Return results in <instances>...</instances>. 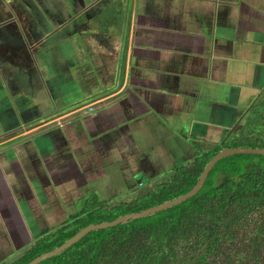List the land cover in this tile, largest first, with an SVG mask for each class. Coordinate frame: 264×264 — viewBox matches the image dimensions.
I'll use <instances>...</instances> for the list:
<instances>
[{"label":"crops","instance_id":"crops-1","mask_svg":"<svg viewBox=\"0 0 264 264\" xmlns=\"http://www.w3.org/2000/svg\"><path fill=\"white\" fill-rule=\"evenodd\" d=\"M56 1L0 35V263L126 163L142 185L191 165L196 141L227 147L264 95V0ZM30 34L37 53L51 34L46 68Z\"/></svg>","mask_w":264,"mask_h":264},{"label":"trees","instance_id":"trees-1","mask_svg":"<svg viewBox=\"0 0 264 264\" xmlns=\"http://www.w3.org/2000/svg\"><path fill=\"white\" fill-rule=\"evenodd\" d=\"M227 147L264 148L242 134ZM219 147L178 165L162 183L130 202L109 206L92 195L85 210L40 234L11 264H26L89 224L112 221L188 192ZM38 264H264V155L218 161L191 198L154 215L91 231Z\"/></svg>","mask_w":264,"mask_h":264},{"label":"rangeland","instance_id":"rangeland-1","mask_svg":"<svg viewBox=\"0 0 264 264\" xmlns=\"http://www.w3.org/2000/svg\"><path fill=\"white\" fill-rule=\"evenodd\" d=\"M50 0H0V35H3L4 37L8 36H15L20 35L23 33L22 27L20 26L19 20H32V19H41L44 20L46 18V15L44 11H40L37 8H35L36 2H45ZM53 3H58L56 0H51ZM61 2H64V0H59ZM79 1V0H77ZM86 1L87 0H82ZM80 2V1H79ZM59 4V3H58ZM63 4V3H61ZM32 7V10L29 9V7ZM84 12V11H82ZM10 20H13L11 23ZM28 26H24V28L28 31V33H34L33 28H37L38 30H42L43 28L34 22L27 24ZM50 24H48L49 26ZM60 38L66 36L64 32L62 34H57ZM33 35H29V51L34 52V69L36 67H42L46 68V60H47V52L46 49L50 45V41L46 40V38H51V34H49L46 38L43 39L42 46L45 47V52H38L37 49H33V45L36 42L37 39L40 37L37 36V38ZM14 54L18 53V49L15 51H12ZM36 53V54H35ZM18 64L25 65L24 60L22 57L15 59ZM28 63H30L29 60H26ZM258 105V106H257ZM257 105L249 107V114H246L245 116H242L239 120L240 123L239 127L236 129L234 133H230V138H225L224 144L231 142L234 139H237L242 134H247L248 137L258 139L260 142L264 143V118L262 119L261 113H264V95L262 98L258 101ZM89 108L92 107H85L81 109V113L83 110L86 112H89ZM93 109V108H92ZM259 111V112H258ZM255 129H258V132L254 131ZM197 144L193 145V155L199 151H201L199 154L205 153L207 151H210L215 148V143H208L207 141H196ZM191 154V153H190ZM191 162H189L187 165H190ZM127 167L123 170H120L122 172V177L118 179V184L114 185L115 181L108 182L109 184L106 185L107 181L109 180L106 178V176L102 180V187L100 188L101 191L98 192V194L101 195V198L107 200L109 202V206H115L122 202H130L133 200L136 196L145 194L146 192L150 191L155 185L164 182L170 175L166 174L164 178H158L155 181H150L147 179L142 180V185H138L135 183V186L132 184L134 180L132 179V175L130 173L128 164H125ZM115 170V167L112 168V171ZM163 172L161 171L159 173V177L162 176ZM112 180H115L114 177L111 178ZM127 181V182H125ZM155 184V185H154ZM132 190V191H131ZM100 198V200H101ZM87 203L85 202H76L74 206H67V213H70V215L76 216L83 212L84 208H86ZM43 220L46 224L45 226L42 225L40 231L42 230V233L44 231H48L49 229L52 231L53 229H57L56 224L61 223L64 219L63 218H44ZM49 232V231H48ZM4 251V249H2ZM21 251V250H20ZM20 251L19 254H20ZM0 251V260L3 259V256L1 255ZM15 253V252H14ZM8 256L6 259L3 260L2 263L9 264L11 261L13 254ZM0 263V264H2Z\"/></svg>","mask_w":264,"mask_h":264},{"label":"water","instance_id":"water-1","mask_svg":"<svg viewBox=\"0 0 264 264\" xmlns=\"http://www.w3.org/2000/svg\"><path fill=\"white\" fill-rule=\"evenodd\" d=\"M235 154L264 155V148H252V147H240V146L221 148L215 154H213L211 158L208 159L200 175L198 176V179L195 185L188 192L182 195H179L177 197H174L170 200L163 201L162 203L157 204L155 206H151L146 209H143L139 212L127 213V214L118 216L112 221H106V222H101L97 224H89L81 228L79 231H77L72 237L65 240V242L61 244L60 246L55 247L51 251L40 254L39 256L35 257L34 259H32L26 264H38L46 259H49L53 256L58 255L59 253L63 252L64 250H66L67 248H69L70 246L78 242L83 236H85L91 231L106 229V228L114 227L118 224L127 223L131 220H136V219H140L143 217L151 216L160 211L170 209L173 206L184 202L185 200L194 196L202 188L208 173L218 161L228 156L235 155Z\"/></svg>","mask_w":264,"mask_h":264},{"label":"built area","instance_id":"built-area-1","mask_svg":"<svg viewBox=\"0 0 264 264\" xmlns=\"http://www.w3.org/2000/svg\"><path fill=\"white\" fill-rule=\"evenodd\" d=\"M89 110H92V108H89ZM83 113H86V111H85V110H83Z\"/></svg>","mask_w":264,"mask_h":264}]
</instances>
